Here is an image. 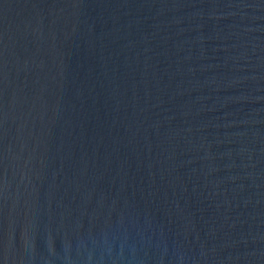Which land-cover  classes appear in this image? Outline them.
Returning <instances> with one entry per match:
<instances>
[{
    "label": "water",
    "instance_id": "1",
    "mask_svg": "<svg viewBox=\"0 0 264 264\" xmlns=\"http://www.w3.org/2000/svg\"><path fill=\"white\" fill-rule=\"evenodd\" d=\"M0 264H264V0H0Z\"/></svg>",
    "mask_w": 264,
    "mask_h": 264
}]
</instances>
